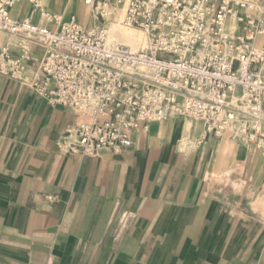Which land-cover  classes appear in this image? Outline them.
<instances>
[{
  "label": "crops",
  "instance_id": "obj_1",
  "mask_svg": "<svg viewBox=\"0 0 264 264\" xmlns=\"http://www.w3.org/2000/svg\"><path fill=\"white\" fill-rule=\"evenodd\" d=\"M76 1L42 9L98 24ZM20 4L12 19L54 28ZM15 39L0 35V55H23ZM44 52L31 49L14 76L0 59V264H264L255 146L204 138L202 122L177 117L143 125L120 154L73 155L60 140L78 117L18 79L34 77Z\"/></svg>",
  "mask_w": 264,
  "mask_h": 264
},
{
  "label": "built area",
  "instance_id": "obj_2",
  "mask_svg": "<svg viewBox=\"0 0 264 264\" xmlns=\"http://www.w3.org/2000/svg\"><path fill=\"white\" fill-rule=\"evenodd\" d=\"M29 1L50 28L10 15ZM98 24L87 29L73 17L42 9L40 0H0V35L42 46L44 55L25 85L75 113L62 147L91 158L120 154L143 125L184 117L204 124V138L228 136L264 156V0H85ZM141 30L143 48L111 39L110 25ZM233 23V26L231 25ZM25 46V45H22ZM4 60L13 76L31 49ZM146 125V126H145Z\"/></svg>",
  "mask_w": 264,
  "mask_h": 264
},
{
  "label": "bare ground",
  "instance_id": "obj_3",
  "mask_svg": "<svg viewBox=\"0 0 264 264\" xmlns=\"http://www.w3.org/2000/svg\"><path fill=\"white\" fill-rule=\"evenodd\" d=\"M72 1L73 0H68V4L72 3ZM53 2H54V0H41L42 7H44L45 9H48V10H52L50 5H53ZM81 2H82L81 0L76 1V3H78V5H79V8L81 7ZM22 6H23V4H22ZM22 6H21L20 2H17L15 4V7L17 9H20V7H22ZM38 10H39L38 8L34 7V11H38ZM21 11H22V9H21ZM27 12L28 11H26V13ZM124 13H125V10L119 11L118 17L110 25L111 39L115 42L121 43L122 45H126V46L130 47L132 51L136 52V51H138L144 47V45L146 43V37H145V34L141 30L136 29V28H126L122 25ZM231 25L233 26V23H231ZM25 43H26V41H22V45H25ZM233 153H234V151H233Z\"/></svg>",
  "mask_w": 264,
  "mask_h": 264
},
{
  "label": "rangeland",
  "instance_id": "obj_4",
  "mask_svg": "<svg viewBox=\"0 0 264 264\" xmlns=\"http://www.w3.org/2000/svg\"><path fill=\"white\" fill-rule=\"evenodd\" d=\"M40 5L42 6L41 0H40ZM80 9H82V2H81ZM38 11H40V10H38ZM84 20H85V23L87 25L90 24L91 17H90V15H89V13H88L87 10H85V12H84ZM13 45H14L13 48L18 49V50L21 49L22 52H24V49H27V48L34 49L35 47H37L38 44L36 42H33V41H27L25 43V46H22V44L20 43V41L18 39H15V43ZM258 151H259L260 155H262V152L260 150H258ZM262 157L264 158L263 155H262Z\"/></svg>",
  "mask_w": 264,
  "mask_h": 264
}]
</instances>
